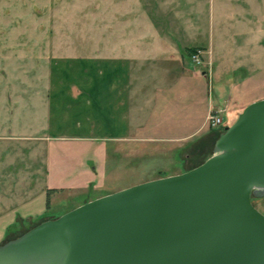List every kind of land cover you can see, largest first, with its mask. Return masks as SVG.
Instances as JSON below:
<instances>
[{
  "label": "crops",
  "instance_id": "1",
  "mask_svg": "<svg viewBox=\"0 0 264 264\" xmlns=\"http://www.w3.org/2000/svg\"><path fill=\"white\" fill-rule=\"evenodd\" d=\"M174 2L109 0L106 36L100 38L107 44L94 48L91 54L51 57V51L41 43L50 42L52 34H29L27 41L31 44L27 49L34 58L40 53L38 57L47 63V97L32 99L29 124L20 130L21 136L42 143L98 148L105 143L130 147L158 144L155 152L169 149L182 157L177 164L182 171L167 176L187 172L210 158L215 152L217 131L211 128L208 117L212 110L227 108V101L233 100L230 94L222 97L221 91L235 81L231 75L236 71L224 69L217 60L212 75L193 67L189 49H201L214 58L213 44L195 43L189 36L190 23L172 15ZM97 20L100 28L99 17ZM5 40L0 36V41ZM214 76L220 94L212 89ZM252 102L245 106L235 102V110L225 111V117L231 119L233 113L240 114ZM5 121L22 119L13 115ZM29 153H35V149ZM43 164L45 174L33 173L29 185H44L62 173L59 169L55 172L52 158L46 157ZM9 170L10 179L1 176L0 180H5L0 185L5 182L14 188L18 182L11 180L18 179L19 174L13 173L14 167ZM13 188L0 198V245L18 223L19 230L24 231L28 224L44 221L50 213L48 204L52 205L49 193L33 197L34 191L28 192L20 201Z\"/></svg>",
  "mask_w": 264,
  "mask_h": 264
},
{
  "label": "rangeland",
  "instance_id": "2",
  "mask_svg": "<svg viewBox=\"0 0 264 264\" xmlns=\"http://www.w3.org/2000/svg\"><path fill=\"white\" fill-rule=\"evenodd\" d=\"M108 1L0 0V36L7 39L0 41V178L10 179V175L7 176L10 167H14V174H19L18 179L11 180L18 182L14 188L5 182L0 185V198L12 188L17 189L20 201L28 192L34 191L33 197L40 196L41 192L49 193L52 205L48 217L43 220L60 217L88 200L182 171L180 165L177 167L182 157L169 149L155 152L158 144L130 147L105 143L98 148L95 145L42 143L21 136L20 130L23 126L27 129L29 124L27 116L34 102L32 99L47 97V63L38 57L40 53L34 58L27 49L31 44L27 41L28 35L51 33V41L41 43L51 51V57L91 54L94 48L107 44L100 38L102 34L106 36ZM174 1L172 15L190 23L189 36L195 43L213 44L215 59L203 51L205 69L212 67L215 71L217 60L224 69L236 71L231 75L235 81L221 91L222 97L230 94L233 100L227 101V108L213 110L223 119L220 127L211 126L218 138L239 116L233 113L230 119L222 110L230 109L232 113L235 102L245 106L248 102L264 100V0ZM23 36L26 38L20 39ZM242 64H245L243 69ZM218 83L214 76L212 89L216 94L221 90ZM13 115L22 121H5ZM49 147L52 148L48 152ZM33 149L35 153H29ZM133 149L135 153L130 152ZM46 157L52 158L55 172L59 169L62 173L56 180H46L44 185H29L33 173L45 174L43 161ZM81 182L91 183L82 185ZM252 202L264 214V197L252 196ZM19 225L9 231L4 242L22 235ZM30 227L28 224L24 231Z\"/></svg>",
  "mask_w": 264,
  "mask_h": 264
},
{
  "label": "water",
  "instance_id": "3",
  "mask_svg": "<svg viewBox=\"0 0 264 264\" xmlns=\"http://www.w3.org/2000/svg\"><path fill=\"white\" fill-rule=\"evenodd\" d=\"M187 172L91 200L0 245V264H264V100Z\"/></svg>",
  "mask_w": 264,
  "mask_h": 264
},
{
  "label": "built area",
  "instance_id": "4",
  "mask_svg": "<svg viewBox=\"0 0 264 264\" xmlns=\"http://www.w3.org/2000/svg\"><path fill=\"white\" fill-rule=\"evenodd\" d=\"M190 60H191V63L195 69H197V70L200 69L199 70L200 72H205L207 74L212 75V71H213L212 67L205 69L206 65H205V61H204L205 59H204L203 50L197 49V51L193 52L190 55ZM222 112H225V110H222ZM208 121L212 127L216 128V127H220L222 125L223 119L221 116H219L218 114H216L212 110L209 117H208Z\"/></svg>",
  "mask_w": 264,
  "mask_h": 264
},
{
  "label": "trees",
  "instance_id": "5",
  "mask_svg": "<svg viewBox=\"0 0 264 264\" xmlns=\"http://www.w3.org/2000/svg\"><path fill=\"white\" fill-rule=\"evenodd\" d=\"M195 51H197V48H191V49H189V55H191L193 52H195ZM222 134V133H221ZM220 134V135H221ZM220 135H219V137H220ZM218 137V138H219ZM218 138H217V140H218ZM48 206L50 207V203L48 204ZM69 211H71V210H69ZM68 212V211H67ZM55 218H58V217H55ZM55 218H50V219H55ZM46 220H49V219H46ZM46 220H44V221H46ZM44 221H42V222H44ZM42 222H39V223H37V224H35V225H33V226H31L30 228H28L26 231H23V233H22V235L24 234V233H26L27 231H29L30 229H32L33 227H35V226H37V225H39L40 223H42ZM21 235V236H22ZM18 237H20V236H18ZM18 237H16V238H18ZM16 238H14V239H16ZM10 240H12V239H10ZM10 240H7V241H10ZM6 241V242H7ZM5 242V243H6Z\"/></svg>",
  "mask_w": 264,
  "mask_h": 264
}]
</instances>
